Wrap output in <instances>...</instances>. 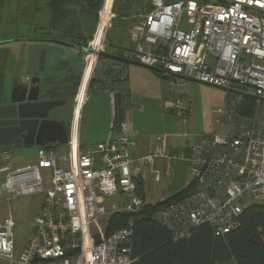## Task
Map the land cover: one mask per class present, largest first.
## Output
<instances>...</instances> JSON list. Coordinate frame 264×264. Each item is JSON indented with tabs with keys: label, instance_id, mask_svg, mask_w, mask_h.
I'll return each mask as SVG.
<instances>
[{
	"label": "built area",
	"instance_id": "1",
	"mask_svg": "<svg viewBox=\"0 0 264 264\" xmlns=\"http://www.w3.org/2000/svg\"><path fill=\"white\" fill-rule=\"evenodd\" d=\"M113 6L114 0H102L92 38L72 44L86 63L94 55L79 113L94 81L95 89L106 92L113 106L111 129L117 124L112 87L128 77L126 64L98 55L105 52ZM101 17L107 21L96 51L91 42ZM131 18V59L160 69L157 75L170 87L181 86L180 76H185L228 89L215 120L218 129L200 134L187 153H167V138L162 135L151 153L132 156L135 142L129 139L122 117L115 137L82 149L79 116H74L78 88L65 154L41 146L34 163L12 169L9 152H0V174L4 173L0 203L42 195L34 230L16 258L19 264H133L134 219L108 235L98 222L107 214L105 200L110 197L125 196L122 208L112 213L138 216L146 205L155 204L146 200L143 186L148 175L160 180L161 170L154 165L158 158L166 160V175L178 159L189 164L187 191L161 202L147 215L170 232L173 242L203 223L210 225L214 235H224L239 226L245 207L264 204V0H150L147 9L135 10ZM183 22L188 28L181 27ZM246 96L255 100L248 114L240 108ZM191 100L167 99L163 109L186 119ZM42 170L49 172L48 184ZM0 257L15 258L11 217L0 221Z\"/></svg>",
	"mask_w": 264,
	"mask_h": 264
},
{
	"label": "rangeland",
	"instance_id": "2",
	"mask_svg": "<svg viewBox=\"0 0 264 264\" xmlns=\"http://www.w3.org/2000/svg\"><path fill=\"white\" fill-rule=\"evenodd\" d=\"M6 1V0H5ZM34 0H8V2H3L0 4V41H7L15 38H22L20 35L25 31L22 27V14L31 15L34 13V6L37 8L44 7L42 0H37L35 5H32ZM44 1V0H43ZM139 5L137 8L145 10L147 8V2L150 0H137ZM122 0H116L113 6L114 16L110 22L109 31L106 35L107 50H113L110 44L111 37L120 35L122 32H126V27L120 28L119 23V13L120 5ZM135 8L136 11L139 9ZM21 12H19V11ZM48 11L35 12L33 19L31 17L27 18L28 25H42L46 26ZM36 18V19H35ZM87 18V19H86ZM85 19L88 23L94 22V29L92 30L91 35L93 34L96 23L98 21V10L94 15L86 16ZM44 21V23H43ZM181 27L188 28V26L183 22ZM45 32L49 31L45 28H41ZM31 31V30H30ZM16 34V37L14 35ZM33 32L31 31V35ZM92 37L89 36L85 40H90ZM25 39V38H24ZM35 39V38H32ZM19 41L6 42L0 45V54L4 55L2 60L0 56V63L4 66L6 62V54L3 50L9 48L10 51L18 49L20 46ZM52 45L55 44L50 42ZM49 44V43H48ZM129 42L127 43V46ZM130 47V45H129ZM6 51V50H5ZM112 51V52H113ZM2 60V61H1ZM4 61V63H3ZM14 62V61H13ZM13 62H10L8 67V75L10 73L9 68H11ZM85 59H83L82 70L80 76L78 77L76 83L74 81L73 88L75 93L69 102L66 103L68 109L71 106H74V96L81 84V79L83 77L85 69ZM17 67V66H15ZM132 69H137L135 75L131 77L130 83V95L127 99L130 101L131 106L129 109H125L126 112V122L131 124V128L136 132L137 136L142 140L146 141L148 145L156 144L158 138L162 135H165L167 138V145H176L177 147H184L195 142V140L202 133H211L217 131L218 127L215 123V120L222 110L225 104V99L227 96V90H224L220 87L207 85L195 81L181 80L183 84L177 87H170L167 81L164 78L156 75L154 72H150L147 69L129 65ZM7 75V76H8ZM9 85V80H7ZM92 90H89V96H91ZM102 93V95H98ZM107 94L104 92H96L94 96L91 97L90 102L85 106L84 112L87 109L91 108L92 103L100 101L102 97H106ZM177 96L181 97H190V110L186 119H182L173 114L172 111H167L163 109V102L167 99H173ZM134 104H136L134 106ZM71 111V110H70ZM86 114V113H85ZM77 115H79L77 113ZM85 125L83 126V130ZM110 128V124H109ZM111 129V128H110ZM58 155L65 154L66 144H51L49 145ZM155 146V145H154ZM35 148L36 146H21L20 148L16 147L13 150L9 151L10 161L15 159L16 161L21 162L22 165L27 163H32L35 157ZM64 152V153H62ZM157 167L161 170V178L159 181H153L150 175L147 176L144 182V191L146 194V199L150 202H156L162 197L169 196L173 193L177 194L180 192V185L182 182L181 178L187 176L189 179V164L186 160H176L171 168V172L166 175L164 174V167L161 165ZM43 178L45 179L46 184L49 180V172L47 170L41 171ZM23 197V196H21ZM25 197V196H24ZM28 198H23V202H27ZM116 202L115 198H108L105 200L106 207H109L110 204ZM31 216L30 209H25L23 218L19 220L14 227V234L20 236L26 232L28 226V220ZM105 219L101 218L98 224L100 226L104 225ZM104 233V228H102ZM105 234V233H104Z\"/></svg>",
	"mask_w": 264,
	"mask_h": 264
},
{
	"label": "crops",
	"instance_id": "3",
	"mask_svg": "<svg viewBox=\"0 0 264 264\" xmlns=\"http://www.w3.org/2000/svg\"><path fill=\"white\" fill-rule=\"evenodd\" d=\"M34 14L35 13L31 14L30 16L34 17L35 16ZM21 18L23 20L21 22L22 26L20 27L25 29V31L22 32L20 37L37 38V39H40L41 37H43L42 33L44 32V30L41 28L47 27V24L46 26L42 25V27L39 25H34V24L28 25V21H27L28 17L25 16ZM86 19L84 15L79 16V21H80L79 27H80L81 37H77L73 39L67 36L58 37V35H56L55 33V39H60V40L66 41L71 44H74L77 40H85L87 37L91 35L92 30L94 29V22L88 23ZM30 30L33 32L32 35H31ZM14 37H16V34L14 35ZM108 37L111 39L110 44H111V47H113L114 51L107 50V47H105V52L117 53L118 51H120L122 52L123 55H127L128 52L126 51V48H128L129 45L131 46L128 32H125L122 35H117L114 37H111L110 34H108ZM20 41L22 43H20V46L18 49H14L10 51L9 48L8 49L5 48L7 58H6L5 65L2 66L4 67L2 69L3 70L2 71V81H3V89H4V98L6 95L10 93L12 83L14 80H16L17 78L21 76H25V75H28L30 77L37 76L40 79L41 100H49V99L64 100V104L57 107L54 110V112L51 113V115L55 113V117L64 119L62 117L66 115L67 113L66 109H67L68 110L67 120L70 121V119L72 118L74 106L72 105L71 108L68 109L67 105L65 104L70 101V99L73 97L75 93V90L73 88V83L77 79V77L80 76V73L82 70V65H83L82 55L73 47H66L63 45L56 44V43L52 45L48 41H43V40H20ZM128 42H129V45L127 46ZM10 62H13V64L11 68H9L10 73L8 75L7 69L9 67ZM126 67L128 70L127 79L124 81L115 82L112 87L115 93L120 94L124 98L123 99L124 104L121 106V109H122V117L125 119H126V112H124V110L129 109V107L131 106L130 101L127 99V97L130 95V83L129 82L131 81V77L135 75V73H137V71H134L137 69H132L129 67V65H126ZM150 72L153 73V71H150ZM7 80L10 81L9 85H8V82H6ZM95 87H96L95 82L92 81L90 88H89V90H92L91 91L92 94L91 96H89V93H88L89 90H88L86 100L82 104V107L79 113L78 135H79L80 147L82 149L95 148L100 141L106 138L115 137L118 134V131H116L115 128L114 129L109 128V124L112 119L113 106L110 102L109 95L106 92H104L107 94V96L105 95L106 97H102V99L99 102L96 101L92 103L91 108L87 109V111L84 112V108L90 102L91 97L94 96L96 92H99L95 89ZM98 95H102V93H98ZM126 103H127V107H126ZM135 105L136 104H134V106ZM76 119H78V115H76ZM75 124H76V120H74V125ZM84 125H85L84 127L85 129L83 130ZM133 130L134 129L131 128V124H128L127 125V135L129 139L135 142V145L130 148V154L132 156H141V155H146V154L151 153L154 149L155 144L148 145L146 141L139 138V136H137L136 132ZM72 135L75 138V130H73ZM198 140H199V137L192 144L197 143ZM192 144L181 147V148L177 147L176 145L168 144L166 146V152L176 153L180 151H185L187 153L189 150V147ZM20 147L21 146H18V148ZM37 148L38 147L35 148V157L32 163H34L36 159ZM65 150L67 151V146L65 147ZM16 159L17 158L15 156V159H12L11 161H9L12 169H16L18 167L23 166L22 163L16 161ZM180 160H184V159H180ZM165 161L166 160L164 158H158L155 161L154 165L156 167L157 165L158 166L160 165V167L162 165L164 167ZM27 164H30V163H27ZM0 165H1V161H0ZM3 176H4V173H1L0 177L3 178ZM181 179H182V182L180 185L181 187L180 191L183 190L187 186V183L189 182V179H187L186 175L184 176V178H181ZM143 193H144V197L146 198L144 186H143ZM174 194L175 193L169 196H166V197H162L160 200L156 202H160ZM25 197L28 198L27 202H23V198ZM25 197L23 196V197L16 198L9 202L4 201L0 203V221L11 217L14 221V227L16 226L17 222L23 218L25 209L28 210L29 208L30 213H31V216L29 217L30 219L28 220L29 224L27 226L26 232L20 236H16L14 234V257H15L14 260L9 261L5 258L0 257V264H19L16 258L34 230L35 218L40 210L41 203H42V195L33 194V195H27ZM110 198H115L116 202L110 204L109 207H106L107 214L105 215V217H103L105 219V223L104 225L101 226V228L105 227L106 221L108 217L112 214L113 210H120L125 201V196L123 195H117V196L110 197ZM147 201L149 203H156V202H150L149 200Z\"/></svg>",
	"mask_w": 264,
	"mask_h": 264
},
{
	"label": "trees",
	"instance_id": "4",
	"mask_svg": "<svg viewBox=\"0 0 264 264\" xmlns=\"http://www.w3.org/2000/svg\"><path fill=\"white\" fill-rule=\"evenodd\" d=\"M6 1L8 2V0ZM6 1L0 0V4L2 5ZM36 1H32L31 4H37ZM122 1L118 10V25L120 28L126 27V32H128L134 21L131 15L138 7L139 1ZM41 2L44 7L34 6V13L41 12L43 9L48 11L46 29L49 31H44L43 37L40 39H55V33L58 37L67 36L73 39L81 37L79 16L94 15L102 0H42ZM148 7L149 1L147 2ZM141 10L143 9L141 8ZM20 14L21 17H31L22 14V12ZM33 18L31 17V19ZM3 51L5 52V50ZM126 51L127 55H123L120 51L113 54L131 59L130 48H126ZM0 56L3 60L4 55L2 57L0 54ZM101 59L107 58L101 57ZM2 66L0 63V103L4 99L2 81L4 67ZM118 95L120 96V94ZM254 101V98L250 96L244 97L240 106L241 111L245 114L251 113ZM188 187L189 185L179 193L156 202L154 205H146L138 216L124 212L112 213L104 227L105 235L126 226L129 219H134V255L136 260L133 264H264V204H252L245 207L239 216V226L224 235H214L210 225L203 223L194 227L188 237L177 242L171 240V234L165 227L149 220L147 215L156 205L176 198L187 191Z\"/></svg>",
	"mask_w": 264,
	"mask_h": 264
},
{
	"label": "water",
	"instance_id": "5",
	"mask_svg": "<svg viewBox=\"0 0 264 264\" xmlns=\"http://www.w3.org/2000/svg\"><path fill=\"white\" fill-rule=\"evenodd\" d=\"M19 40H43L53 42L66 47H72L71 43L60 39H32L15 38L0 41V44ZM86 52H92L85 48ZM100 57L118 61L126 65H134L153 72L160 69L141 64L128 57L108 52L98 53ZM182 79L195 81L192 78L180 76ZM25 85H12L9 100L0 104V152H9L18 146H46L51 144H66L68 142L70 121L61 118H51L49 115L64 103V100H38L40 95V79L37 76H24ZM197 82V81H195ZM224 90H228L222 88ZM243 93V92H241ZM247 95L246 93H244ZM116 93V131L121 120V107ZM127 107V103H126Z\"/></svg>",
	"mask_w": 264,
	"mask_h": 264
},
{
	"label": "bare ground",
	"instance_id": "6",
	"mask_svg": "<svg viewBox=\"0 0 264 264\" xmlns=\"http://www.w3.org/2000/svg\"><path fill=\"white\" fill-rule=\"evenodd\" d=\"M106 21L107 20L105 19V17H101V21H100L98 30H97V32H96V34L94 36V39L91 42V45L93 46V48H95L96 51H97V48L99 46V43L101 42V37H102V34H103L105 26H106ZM93 63H94V55L91 54V56L87 60V63H86L85 69H84V73H83V78H82V81H81V84H80V87H79V92L77 94L78 104H77V106L75 108L74 116H76L77 113H79V109H80L81 103H82V101L84 99L83 98L84 97V93L83 92H84V89H85L86 82H87V80H88V78H89V76L91 74V69L93 67ZM73 139H75V138L73 137Z\"/></svg>",
	"mask_w": 264,
	"mask_h": 264
},
{
	"label": "flooded vegetation",
	"instance_id": "7",
	"mask_svg": "<svg viewBox=\"0 0 264 264\" xmlns=\"http://www.w3.org/2000/svg\"><path fill=\"white\" fill-rule=\"evenodd\" d=\"M24 81H25L24 76H21V77L17 78L16 80H14L13 83H12V85L14 84V85H20V86H23V85H25ZM9 95H10V93H9L8 95L5 96V98L3 99V101H2L1 104H5V103L8 102V100H9ZM123 99H124V98H123L121 95L117 97V100H119L120 107L124 104V100H123ZM38 100H41L40 95H39V99H38ZM63 104H64V103H63ZM65 105H66V104H65ZM66 111H67V113H68V110H67V109H66ZM53 112H54V111H53ZM67 113H66V115H65L64 117H62V118H64L65 120L68 119V118H67V116H68ZM49 116H50L51 118H57V117H55V113H54L53 115L50 114Z\"/></svg>",
	"mask_w": 264,
	"mask_h": 264
}]
</instances>
